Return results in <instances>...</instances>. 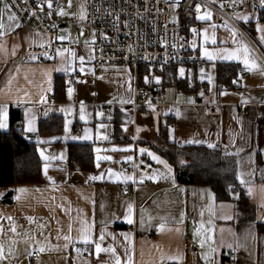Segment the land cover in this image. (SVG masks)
<instances>
[{
    "label": "crops",
    "instance_id": "crops-1",
    "mask_svg": "<svg viewBox=\"0 0 264 264\" xmlns=\"http://www.w3.org/2000/svg\"><path fill=\"white\" fill-rule=\"evenodd\" d=\"M208 1L233 3V0ZM5 3L10 6L7 0H0V9ZM235 3L245 6L244 14H253L247 23L239 20L252 42L237 31L235 39L238 43L233 44L232 34L225 24L213 29L209 20L190 21V35L198 40L200 53L201 45L211 50L247 44L251 50L250 57L264 66V44L256 31L257 18L264 26L261 18L264 7L258 0H235ZM254 3L255 8L252 6ZM10 14L16 16L11 6L0 15V23L5 25V34L0 37V105L7 108L9 124L7 130L0 132L11 129V113L15 109L21 111L18 128L22 131L26 123L25 110L30 108L36 117L37 131L27 134L22 131L23 134L35 137L36 141L50 140L48 144H39L38 149H46L45 155L59 157L62 154L64 159L49 161L48 176L51 180L44 175L45 161L40 157L39 184L0 188V245L4 249L0 264H115L117 257L121 264H127L129 256L132 264H264V154L260 152V148H264V75L259 70L249 72L238 60L218 58L209 62L205 58V79L201 81L208 84L207 95L186 96L174 119V132L171 133L174 139L170 138L177 146L179 140L204 141L200 144L186 143L183 147L209 148V143L221 145L222 154L228 153L238 161L237 175L243 174L247 182L241 184L238 180L246 190V200H219L216 190L208 185L177 183L174 167L152 148L151 152L171 166L174 180L172 176L156 181L150 179L148 184L139 183L134 193L127 196L126 190L134 180L123 179L125 175L133 177L132 173L124 170V166L131 162L126 159L131 156L128 144L136 140L151 145L162 124L171 118L170 107L159 109L151 105L134 110L131 107L136 81L134 68L95 64L94 35L86 38L80 30L76 40H70V28L62 34L65 23L55 20L50 26L54 36L50 38L32 23L21 24L18 18L9 21ZM192 28H196L199 34L194 36ZM204 29L209 36L215 32V45L210 40L205 43ZM61 36L65 39H59ZM51 39L57 45L56 50L67 48L75 51L77 58L72 62L71 71L54 70L62 67L69 57L67 52L60 57L55 50L51 56L54 59L47 58L44 62L31 59V55L24 53L29 48L46 47ZM80 55L85 56L83 72L80 71ZM221 63L239 65L243 72L233 87L219 90L216 70ZM208 75L212 76V83H209ZM57 77L61 78L63 85L62 101L54 97ZM70 80L74 83L71 98L68 96ZM222 92H227V95H221ZM240 94L258 99L242 104ZM41 97H44L43 101ZM200 97H203L202 101H198ZM121 100L130 102L120 103ZM81 102L86 111L84 121L80 120ZM61 108L71 111L66 114ZM116 118L122 122L119 138L114 137ZM66 119L71 123L65 139ZM56 120L62 132L39 135L42 122L46 121L43 124L47 127ZM85 129H88L89 139H83ZM75 130L80 134L76 135ZM70 144L92 146L94 167L91 171L82 170L70 161ZM97 148L101 150L99 153ZM253 148L256 150L255 163L249 160ZM210 149L214 150V147ZM98 155L111 159L100 160L97 167ZM149 161L151 170L147 177L167 172L164 165L151 157ZM109 169L120 174V178H110ZM101 173L104 174L102 180H89L90 176ZM20 188L26 191L18 192ZM129 203L132 205V224L125 219ZM82 221L93 224L94 239L104 229L101 246L115 249V254L105 251L97 256L94 245L87 246L85 250L86 246L77 239ZM249 225H253L251 232L248 231ZM13 226L15 232L12 231ZM149 233L153 236L149 237ZM66 235L72 237L71 242L63 239ZM41 244L45 251H35ZM76 248H80L79 253ZM231 251L235 257L231 256ZM29 252L32 255L29 256ZM34 254H37L36 258Z\"/></svg>",
    "mask_w": 264,
    "mask_h": 264
},
{
    "label": "built area",
    "instance_id": "built-area-1",
    "mask_svg": "<svg viewBox=\"0 0 264 264\" xmlns=\"http://www.w3.org/2000/svg\"><path fill=\"white\" fill-rule=\"evenodd\" d=\"M7 1L21 24L32 23L38 30L52 38L54 32L46 22L51 9L54 11L57 8H65L70 13L69 2L72 0H52L51 9L46 8L47 0ZM85 2L86 17L83 26L94 34L95 64L130 66L136 72L131 103L134 110L151 105L159 109L169 106L170 117L176 119L180 106L189 94L181 93L175 87L141 89L138 87L137 73L141 65L190 64L196 66L199 71L201 68L205 69L207 61L201 56L199 42L190 35V21H201L197 19L198 14L210 11V23L216 26L227 24L252 42L249 33L235 17L237 13L245 12V6L239 3L224 4L208 0H85ZM198 4L201 6L199 13L196 8ZM83 26L76 23L71 25L70 40H76ZM56 48L57 45L51 39L46 47L29 48L24 53L37 57L39 62H44L47 58L43 53L47 52L52 56ZM69 87H74L72 80ZM218 89L221 90L223 87L219 86ZM75 134L79 135L80 132L75 130ZM178 145L186 146V142L179 140ZM128 148L132 160L129 165L124 166V170L132 173L135 181L126 190V195L130 196L141 183L140 175H143L142 183L150 182L147 175H144L151 170L150 156L146 152L142 154L140 149L150 151L151 146L133 140L128 144ZM214 150L222 151L223 147L216 145ZM148 236H153V233H149ZM193 247L197 246L194 244ZM230 253L235 257L233 251ZM33 257L36 258L37 254Z\"/></svg>",
    "mask_w": 264,
    "mask_h": 264
},
{
    "label": "trees",
    "instance_id": "trees-1",
    "mask_svg": "<svg viewBox=\"0 0 264 264\" xmlns=\"http://www.w3.org/2000/svg\"><path fill=\"white\" fill-rule=\"evenodd\" d=\"M261 18L264 20V12ZM181 67L185 69L184 76L180 75ZM216 72L218 85L226 89L233 87L243 69L239 65L221 63L217 65ZM200 74L197 67L190 64L141 65L137 82L138 87L145 90L175 87L181 93L207 95L208 84L201 81ZM62 91L61 78L57 77L54 92L56 100L62 101ZM202 98H198V101H202ZM20 121L21 111L13 110L11 129L8 132H0V188L36 185L41 182L42 160L38 153V144L35 137L30 138L19 130ZM58 122L56 120L47 127L43 124L46 121L42 122L39 135L62 132ZM115 122L117 126L114 137L119 138V126L122 122L117 118ZM174 123L173 118H168L160 127L156 139L150 142V146L174 167L176 182L182 185H208L216 190L219 200H246V190L237 179V159L207 147L177 146L170 140V129ZM69 154L70 161L75 162L80 169H93L94 155L91 145L70 144ZM181 160L185 162L184 166L181 165Z\"/></svg>",
    "mask_w": 264,
    "mask_h": 264
},
{
    "label": "snow or ice",
    "instance_id": "snow-or-ice-1",
    "mask_svg": "<svg viewBox=\"0 0 264 264\" xmlns=\"http://www.w3.org/2000/svg\"><path fill=\"white\" fill-rule=\"evenodd\" d=\"M241 2H243V0H241ZM233 3H235V0H233ZM258 3H259V5L261 7H264V0H258ZM47 4H48L49 9H51L52 0H47ZM252 6H253V8H255L256 4L254 3ZM200 7L201 6L199 4L196 5L198 13L200 12ZM9 8H10V6L5 3L4 8L0 9V15H3V12L5 10L9 9ZM41 10H42V6H41ZM58 14L59 15H64L65 13H64L63 9H61ZM252 15L253 14H239V13H237V14H235V17H236L237 20H243L244 22L247 23L250 20V17ZM82 18H83V15H82ZM16 19H17V17L14 14L8 15V20L9 21H14ZM197 19L198 20H211V12L206 10L203 14H198L197 15ZM216 27H217L216 25H212L213 29H215ZM225 27L228 28V30L232 34L233 44H237L238 42L235 39V37L238 35L237 29L230 28L227 24H225ZM4 29H5V25L3 23H0V37H2L5 34ZM191 31H192L194 36L199 34L198 30L196 28H192ZM256 31L259 34L260 42L262 44H264V26L260 25L258 18H257V22H256ZM59 39L64 40L65 37L61 36V37H59ZM203 40L205 41V43H207L210 40L211 44L215 45L217 43V40H216V37H215V32H213L212 35L209 36L208 32H207V29H204L203 30ZM85 43H86V46H87V42H85ZM221 43H225V42L221 41ZM193 46L195 47V45H193ZM41 47H43V45H41ZM173 47H175V45H173ZM65 52L69 53V57L65 59V62L62 65L61 68H57V69H54V70H63L65 72L72 70L71 65H72L73 60L77 58L76 53H75V51H72L71 49L65 48L63 50L57 49L56 50V55L60 56V57H63ZM250 53H251L250 48L248 47L247 44H244V43H240V45L238 47H235V48H232V49H228V48H212L211 50L208 47H204L203 45H201V56L206 58L207 61H209V62L214 61V60H216L218 58L219 59H224V60H238V61H241L243 63L245 70H247L249 72H255V71L259 70L261 72V74L264 75V66H261L260 64H258L256 62L255 59H252L250 57ZM43 55L45 56V58L54 59V57L49 56V54L47 52L43 53ZM89 55H91V53ZM30 58L31 59H36L37 57L31 56ZM78 59L80 61V71L83 72L84 71L85 56L84 55H80L78 57ZM179 72H180L181 76H184L185 69L183 67H181L179 69ZM200 73H201V80L205 79V70L203 68L200 69ZM158 79L159 78H157V80ZM207 79H208L209 83L213 82V78H212L211 75H208ZM72 93H73V89L71 87H69L68 88V96H69V98H71ZM201 95H203V93H201ZM221 95H227V92H222ZM240 95H241V103L242 104H247L250 99L251 100H257L258 99L256 97H248V98H246V97L243 96V94H240ZM41 100L43 101L44 97H41ZM112 102L113 101H108V103H112ZM125 102H130V101H124V100L120 101V103H125ZM61 111L65 112L67 114L68 112L71 111V109L61 108ZM79 111H80V120L84 121L85 118H86V111H85V107H84L83 102H81ZM45 115H47V112H45ZM97 115L100 116V115H102V113H97ZM24 116H25V122L26 123H25V126L23 127L22 131L25 134L36 132L37 131V129L35 127V119H36V117H35V114L33 113L32 109H30V108L26 109L25 113H24ZM70 123H71V121H69L67 119L65 120V123H64V132L66 134L65 139L67 138V134L70 132V128H69V124ZM8 127H9V124H8V111H7V108L5 106H3V105H0V131H5V130L8 129ZM100 127L103 128L104 125L101 124ZM138 131H139V129H138ZM172 132H174V130L170 129V138L174 139V137L171 136ZM87 133H88V129H85V136L83 137V139H89L90 138L87 135ZM230 134H231V132H230ZM79 138L80 137H72V139H79ZM53 139H59V138H53ZM50 142H51L50 140H40V139H37V141H36V143L38 145L39 144H48ZM186 143H188V144H192V143L200 144V143H204V141L189 139V140L186 141ZM208 147L209 148H213V147H215V145L209 143ZM256 147H259V145L257 144ZM113 150L115 151L116 149H113ZM125 150H127V149H125ZM38 151L40 153V157L45 161V163L43 165L44 175H45V177L47 179L51 180L52 178L48 176L49 161L57 160V159L63 160L64 157H63L62 154L59 157L53 156V155H45L46 149H43V148L38 149ZM96 151L99 153L101 150L99 148H97ZM140 152L142 154L146 152L154 161H156L159 164L164 165V168L167 170L166 173H160L159 175L154 173L153 175L147 177L148 179L156 181L159 178H167L168 176H172V178L174 180L173 169L171 168V166L168 164L167 161L161 159L155 153H153V152H151V151H149L147 149L141 148ZM260 152L262 154H264V148H260ZM226 154H228V153H226ZM255 155H256V150H255V148H253L252 153L249 155L250 162L255 163V160H254ZM96 159H97V167H99V161L100 160H110L111 157H109V156H99L98 155ZM126 159L130 161V160H132V157L129 156ZM180 163H181L182 166L185 165V162L183 160H181ZM108 171L110 173V178L112 176H115L117 179L120 178V174L112 172L111 169H109ZM144 175H147V174H144ZM103 178H104V174L101 173L98 176H96V175L90 176L89 180L95 181V180H102ZM123 179L125 181L133 180V177L125 175V176H123ZM237 179L240 181L241 184H246L247 183L243 179V174H238L237 175ZM133 182H135V181L133 180ZM140 182L141 183L143 182V176L141 177V181ZM17 191L22 193V192L26 191V189L20 188ZM250 192H251V189H249V193ZM0 195H2V194H0ZM131 213H132V205H131V203H129V205H128V215L125 217V219L127 220V222L129 224H132L134 222L133 219H132V214ZM9 219H11V218L9 217ZM181 219H183V213L181 214ZM29 220L31 221L32 218L30 217ZM262 222H264V221H262ZM143 223H144V221H143V218H142L141 219V224H143ZM41 227H43V226H41ZM163 227H164V225L161 224L160 228L163 229ZM69 228L71 229V225L69 226ZM92 228H93V224H89L87 221H82V227L79 230L80 231V235H79V237L77 239H78V241L80 243H82L83 245L86 246L85 250H87V246L94 245L97 256H99V254L101 252H105V251H112L113 254H115V249H104L101 246V242L104 240L105 230L101 229L99 237L94 239L93 238V233H92ZM252 228H253V225H249L248 226V231L251 232ZM12 231L15 232V227L14 226L12 228ZM63 239L66 242H71L72 241V237L71 236H67V235L64 236ZM201 246H203V241H201ZM65 247H67V243L65 244ZM229 247H232V245H229ZM75 250H76L77 253L80 252V248H76ZM11 251L12 250L9 249L10 253H11ZM35 251L43 252V251H45V246L43 244H41V246L38 249H35ZM212 251L215 252V249H213ZM28 255L30 256V255H32V253L29 252ZM3 258H4V249H3V246L0 245V259H3ZM204 258L207 259L206 256ZM115 264H121L120 259L118 257H117V259L115 261ZM127 264H132L131 256L128 257Z\"/></svg>",
    "mask_w": 264,
    "mask_h": 264
},
{
    "label": "rangeland",
    "instance_id": "rangeland-1",
    "mask_svg": "<svg viewBox=\"0 0 264 264\" xmlns=\"http://www.w3.org/2000/svg\"><path fill=\"white\" fill-rule=\"evenodd\" d=\"M71 5V12L68 13L65 8H57L53 11L51 9V13L46 19V22L52 26V24L55 22V20H60L63 23L66 24V27L63 29V33H67L69 31V28L73 23L80 24L83 26L85 24V17H86V2L85 0H72L69 2ZM48 9V6L46 7ZM63 9L64 15H59L58 13L60 10ZM83 15V18H82ZM239 21V20H238ZM57 28V27H54ZM81 33L82 35H85V37H90L93 34V32L86 27H81ZM85 38V39H86Z\"/></svg>",
    "mask_w": 264,
    "mask_h": 264
},
{
    "label": "water",
    "instance_id": "water-1",
    "mask_svg": "<svg viewBox=\"0 0 264 264\" xmlns=\"http://www.w3.org/2000/svg\"><path fill=\"white\" fill-rule=\"evenodd\" d=\"M62 27H66V24H63ZM105 120H106V118H105Z\"/></svg>",
    "mask_w": 264,
    "mask_h": 264
}]
</instances>
